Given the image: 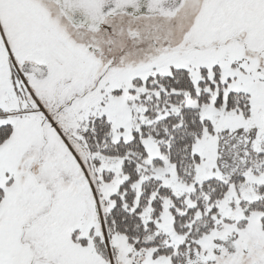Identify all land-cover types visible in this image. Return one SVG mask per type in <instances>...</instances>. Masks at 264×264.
<instances>
[{"label": "snow or ice", "instance_id": "snow-or-ice-1", "mask_svg": "<svg viewBox=\"0 0 264 264\" xmlns=\"http://www.w3.org/2000/svg\"><path fill=\"white\" fill-rule=\"evenodd\" d=\"M0 264H264V0H0Z\"/></svg>", "mask_w": 264, "mask_h": 264}]
</instances>
